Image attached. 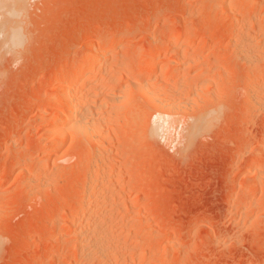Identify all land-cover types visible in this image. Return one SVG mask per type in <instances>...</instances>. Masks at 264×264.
<instances>
[{"label":"rangeland","instance_id":"1","mask_svg":"<svg viewBox=\"0 0 264 264\" xmlns=\"http://www.w3.org/2000/svg\"><path fill=\"white\" fill-rule=\"evenodd\" d=\"M22 4L16 48L0 5V264H264V0ZM88 52L124 84L79 80L64 114Z\"/></svg>","mask_w":264,"mask_h":264},{"label":"bare ground","instance_id":"2","mask_svg":"<svg viewBox=\"0 0 264 264\" xmlns=\"http://www.w3.org/2000/svg\"><path fill=\"white\" fill-rule=\"evenodd\" d=\"M22 1L23 0H0V5H2L1 7L3 8V12H4V18H5V23L7 24V27H8V36H9V39L8 40H10V43L12 44V47L13 48H16L17 47V42H18V40H19V36L21 35L20 34V32H21V27H22V18H23V8H25V7H23V5L24 4H22ZM0 10H2V9H0ZM3 17V16H2ZM4 22L2 23L3 25L5 24ZM3 27H5V26H3ZM0 29H1V27H0ZM0 34H2V33H0ZM3 35V34H2ZM6 35H7V32H6ZM6 35H4V36H6ZM176 35L177 36H185V35H189V31H186V30H182V31H179L178 33H176ZM19 37V38H18ZM2 39H4L3 38V36H2ZM26 41V40H25ZM22 42H23V40H22ZM4 43V42H3ZM6 43V46L5 47H9V46H7L9 43H8V41L7 42H5ZM26 43V42H25ZM19 44V43H18ZM24 44V43H23ZM5 45V44H4ZM22 45V44H21ZM92 46V45H91ZM9 48H7V50H8ZM89 49H91V47L89 48ZM94 49V48H93ZM96 49V48H95ZM94 49V50H95ZM11 50V49H10ZM9 50V51H10ZM109 50V49H108ZM100 51H102V50H100ZM11 52H13V54H17V51H14V50H11ZM15 52V53H14ZM93 52H95V51H93ZM19 53V52H18ZM103 53V52H102ZM105 53V52H104ZM104 53L103 54H101V52H100V54H101V56L103 57L104 56ZM97 54H99V53H97ZM97 54H93V53H86L85 55H84V57H83V60H82V62L80 63V66L78 67V68H76V69H74L73 71H71L69 74L68 73H66L67 75H65V74H59L60 76L58 77L57 76V81H58V83H59V85H60V90L62 91V94H63V100H64V107H63V112H64V114H70V113H72L73 112V110H75L74 109V107H76L75 105H76V103L80 100V98L82 97L81 95H80V87L78 86V82H79V80H85L86 82H87V85H88V83H90V87H88L89 88V91H93L94 89H95V87H97V85L98 84H104L105 83V85L106 86H108V87H110V86H113V84H115V85H118V86H120V85H123L124 84V81H116V82H112V81H105V78L103 77V75L101 74V72L102 71H104V70H106L107 69V67H108V63H107V61H105V60H102L101 61V63H99V65L96 63L97 62V58H95V56L94 55H97ZM99 54V55H100ZM106 54V53H105ZM149 55V59H150V61H149V59H148V61H149V64H147L148 62H146V60H145V62H146V64L148 65V67H154L153 65H155L156 63V61H155V57H156V55H157V52L156 51H154V52H152V53H150V54H148ZM147 55V56H148ZM98 56V55H97ZM100 57V56H99ZM99 59V58H98ZM107 59V58H106ZM163 61H165V60H163ZM141 63H143V62H141ZM155 63V64H154ZM158 63V62H157ZM93 64H97L98 65V69H96V66H95V69L93 68V66H92V68H89L91 65H93ZM159 64V63H158ZM160 64H161V62H160ZM144 66V65H143ZM155 66H157V65H155ZM110 67V66H109ZM144 68V67H143ZM146 70V69H145ZM168 70V69H167ZM166 70V71H167ZM63 71V70H62ZM68 72V71H67ZM132 75V74H131ZM166 76V75H165ZM106 79H107V77H106ZM129 80H131L130 78H128ZM115 80V79H114ZM84 81V82H85ZM131 82V81H130ZM68 83V84H67ZM127 83H128V81H127ZM143 84V83H142ZM81 85V84H80ZM84 85V84H83ZM84 89V88H83ZM146 89V88H145ZM94 92V91H93ZM148 92V91H147ZM87 93H88V90H87ZM152 93V92H151ZM60 94H61V92H60ZM84 94V93H83ZM87 95V94H86ZM81 96V97H80ZM47 97V96H46ZM49 97V96H48ZM62 97V96H61ZM84 97V96H83ZM152 97V96H151ZM156 97V96H155ZM57 98L58 97H50L49 99H48V101L50 102V103H55L56 102V100H57ZM111 98V97H110ZM113 98V97H112ZM60 99V98H59ZM61 100V99H60ZM152 100H154L155 102L157 101V99L156 98H154V97H152ZM94 101V100H93ZM107 101V100H106ZM109 101V100H108ZM83 102V101H82ZM85 102V101H84ZM150 103V102H149ZM157 103L159 104V101H157ZM156 103V104H157ZM165 103V102H164ZM94 104V103H93ZM83 105H85V104H83ZM87 105V104H86ZM94 106V105H93ZM85 107V106H84ZM93 108V107H92ZM95 108V107H94ZM100 107H98V109H99ZM168 108V107H167ZM82 110V113L80 112V114L78 113V115H80V116H78L77 117V124H78V126L80 125L81 127H83L84 128V132H85V134L87 133H89L88 135L89 136H93V137H96V135H98L97 133H96V130H95V125L94 126H92L93 124H90V122L91 121H89L90 119H89V115L87 116V114H88V111H85V109L82 107L81 108ZM88 110V109H87ZM97 111V110H96ZM99 111H100V109H99ZM162 111V110H161ZM77 113V112H76ZM174 113V112H173ZM92 114V113H91ZM71 115V114H70ZM77 115V114H76ZM88 117V118H87ZM89 119V120H88ZM95 119V118H94ZM97 120V119H96ZM73 121H75V120H73ZM95 122V121H94ZM98 122H99V120H98ZM72 123V122H71ZM100 123V122H99ZM172 123H173V121H172ZM74 125V124H73ZM157 125V124H156ZM80 126H79V128H80ZM168 127V126H167ZM71 128H72V126H71ZM94 128V129H93ZM70 130H72V129H70ZM95 130V131H94ZM101 130V129H100ZM75 131V130H74ZM81 131V130H80ZM98 131V130H97ZM64 132V131H63ZM81 132H83V131H81ZM83 132V133H84ZM59 133H61V131L59 132ZM58 133V134H59ZM153 133V132H152ZM64 134V133H63ZM86 134V135H87ZM96 134V135H95ZM154 134H156V130H154ZM61 135V134H60ZM87 135V136H88ZM151 136H152V134H151ZM93 137H91V138H93ZM87 138V137H86ZM94 139V138H93ZM100 139V138H99ZM89 140V139H88ZM91 140V139H90ZM96 140H98L97 138H96ZM101 140V139H100ZM157 140V139H156ZM103 141V140H102ZM93 142H94V140H93ZM100 142V141H99ZM91 143H92V140H91ZM97 144V143H96ZM92 145V144H91ZM97 146H99V145H97ZM94 148H96V147H94ZM97 149V148H96ZM95 149V150H96ZM98 153V152H97ZM99 154V153H98ZM98 156V155H97ZM99 158V157H98ZM100 159V158H99ZM95 163V162H94ZM99 164V163H98ZM97 166V165H96ZM95 166V167H96ZM86 167V166H85ZM94 167V166H93ZM91 168V167H90ZM99 168V167H98ZM87 170V169H86ZM89 170H91V169H89ZM88 171V170H87ZM87 173V172H86ZM90 173V172H89ZM88 173V174H89ZM107 173V172H106ZM110 173V172H109ZM108 174V173H107ZM93 175H94V173H93ZM109 175V174H108ZM103 177V176H102ZM89 180V179H88ZM107 180V179H106ZM99 182V181H98ZM91 183V182H90ZM99 184H101L100 182H99ZM88 185V184H87ZM108 185V184H107ZM103 186V185H102ZM104 186H105V183H104ZM103 186V187H104ZM84 187H86V186H84ZM84 187H83V189H84ZM85 190V189H84ZM86 191V190H85ZM87 192V191H86ZM84 195V194H83ZM86 196V195H85ZM87 196H90V195H87ZM83 203V202H82ZM81 203V204H82ZM87 204V203H86ZM95 205H97V204H95ZM90 208V207H89ZM94 208H95V206H94ZM93 207H92V209H94ZM81 210H83V212L85 211L86 212V207H85V204L83 203L82 204V206H81ZM89 210V209H88ZM96 210V208L94 209V211ZM78 211H79V209H78ZM84 214V213H83ZM110 240V239H109ZM107 241V240H106ZM112 241V240H111ZM104 242H105V240H104ZM113 242V241H112ZM111 242V243H112Z\"/></svg>","mask_w":264,"mask_h":264}]
</instances>
